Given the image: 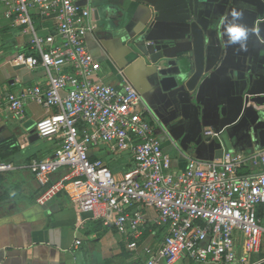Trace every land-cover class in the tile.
Returning a JSON list of instances; mask_svg holds the SVG:
<instances>
[{
    "label": "crops",
    "instance_id": "crops-1",
    "mask_svg": "<svg viewBox=\"0 0 264 264\" xmlns=\"http://www.w3.org/2000/svg\"><path fill=\"white\" fill-rule=\"evenodd\" d=\"M75 1L89 11L81 22L89 27L84 33L85 45L100 64L96 80L118 85L125 79L137 89L162 148L171 158V171L181 172L189 157L218 161L226 151L248 153L264 147V105H257L250 95L258 91L264 77V41L255 34L248 40L247 51H240L237 45H227L221 24L232 8H239L244 12L241 22L255 28L254 23L261 18L259 0L195 1L193 12L184 0ZM35 22L39 34L54 29L51 22L45 26H40L37 18ZM191 22L208 28L211 41L206 43L205 74L188 98L162 89L159 63L150 57L154 44L169 45L162 50L164 56L192 55ZM29 39L22 25L14 24L0 7L1 103L10 95L46 84L42 68L14 62L18 54H29ZM23 109L20 117L0 109V161L13 164L11 170L0 172V264L142 263V257L126 246L123 237L102 220L80 212L65 191L44 205L37 203L43 189L31 163L53 157L60 139L33 134L36 122L54 108L27 100ZM205 130L218 131L219 137L205 136ZM114 149L102 143L92 147L90 155L101 158L120 177L133 167V159L130 154V163L120 158L122 166L110 167L113 161L100 155L114 154ZM68 173L67 166L59 167L50 174V183ZM147 213L153 215L151 209ZM165 235V227L149 225L144 243L155 246ZM76 240L80 242L76 244ZM242 255L238 245L237 256ZM173 264L217 263L182 255ZM231 264H264L263 240L248 262Z\"/></svg>",
    "mask_w": 264,
    "mask_h": 264
},
{
    "label": "built area",
    "instance_id": "built-area-1",
    "mask_svg": "<svg viewBox=\"0 0 264 264\" xmlns=\"http://www.w3.org/2000/svg\"><path fill=\"white\" fill-rule=\"evenodd\" d=\"M0 7L30 35L29 54H18L14 62L40 67L47 76L44 87L10 95L0 109L20 117L27 100L55 109L35 124L40 137L60 139L53 157L31 163L43 189L37 203L65 191L80 212L123 237L142 257L139 264H173L182 255L217 264L248 262L264 239V147L226 151L218 161L189 157L181 172L171 171V158L137 89L125 79L118 85L96 80L100 64L85 45L89 27L81 22L89 16L87 8L75 0H0ZM34 15L40 26L51 22L53 31L39 34ZM204 135L218 138L219 132ZM102 143L128 151L133 167L116 177L101 158L90 155ZM61 166L69 173L50 183V174ZM12 168L0 161V172ZM149 225L166 228L155 246L144 243Z\"/></svg>",
    "mask_w": 264,
    "mask_h": 264
},
{
    "label": "water",
    "instance_id": "water-1",
    "mask_svg": "<svg viewBox=\"0 0 264 264\" xmlns=\"http://www.w3.org/2000/svg\"><path fill=\"white\" fill-rule=\"evenodd\" d=\"M190 9L194 10L195 1L218 2L219 0H184ZM257 11L261 14V18L254 23L257 29V36L264 41V0H259ZM190 39L192 49L190 56H164L162 50L167 48L168 44H154V50L150 57L153 63H159L157 74L159 83L162 89L166 92H173L180 96L191 97L193 92L203 75L205 74V58L209 49L206 48V43H210L209 29L202 27L197 22H191L189 25ZM216 42V38H214ZM252 80H250V83ZM258 91L251 94V100L257 105H264V77L260 78ZM251 87L249 88L250 91ZM261 90V91H260ZM199 107V105H198ZM33 134L38 135L35 131Z\"/></svg>",
    "mask_w": 264,
    "mask_h": 264
},
{
    "label": "clouds",
    "instance_id": "clouds-1",
    "mask_svg": "<svg viewBox=\"0 0 264 264\" xmlns=\"http://www.w3.org/2000/svg\"><path fill=\"white\" fill-rule=\"evenodd\" d=\"M243 10L232 8L221 20L228 46H239L240 51H247L248 40L257 29L242 23Z\"/></svg>",
    "mask_w": 264,
    "mask_h": 264
},
{
    "label": "rangeland",
    "instance_id": "rangeland-1",
    "mask_svg": "<svg viewBox=\"0 0 264 264\" xmlns=\"http://www.w3.org/2000/svg\"><path fill=\"white\" fill-rule=\"evenodd\" d=\"M34 25L37 27V22H34ZM158 137V136H157ZM159 138V137H158ZM160 139V138H159ZM161 141V139H160ZM112 146V145H111ZM102 150L104 151V149L102 148ZM114 154H111V155H104V154H101V156H103V158H105L106 160H112L113 161V164H109L110 167H114L113 165H123V161L125 163H130V153L126 150H120V149H114ZM122 159L123 161H120L119 159ZM51 176V175H50ZM263 242H264V239H263Z\"/></svg>",
    "mask_w": 264,
    "mask_h": 264
},
{
    "label": "trees",
    "instance_id": "trees-1",
    "mask_svg": "<svg viewBox=\"0 0 264 264\" xmlns=\"http://www.w3.org/2000/svg\"><path fill=\"white\" fill-rule=\"evenodd\" d=\"M240 172H243V171L240 170Z\"/></svg>",
    "mask_w": 264,
    "mask_h": 264
}]
</instances>
